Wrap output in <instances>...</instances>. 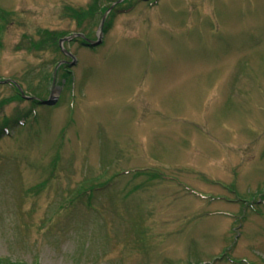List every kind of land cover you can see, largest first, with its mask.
<instances>
[{"label":"rangeland","instance_id":"1","mask_svg":"<svg viewBox=\"0 0 264 264\" xmlns=\"http://www.w3.org/2000/svg\"><path fill=\"white\" fill-rule=\"evenodd\" d=\"M0 264H264V0H0Z\"/></svg>","mask_w":264,"mask_h":264},{"label":"water","instance_id":"2","mask_svg":"<svg viewBox=\"0 0 264 264\" xmlns=\"http://www.w3.org/2000/svg\"><path fill=\"white\" fill-rule=\"evenodd\" d=\"M80 36L83 37L84 35H81V34H80ZM63 41H65V39H62V41H60V43L63 42ZM88 42H89V44L92 45V46H97V45L101 44V40H99V41L89 40ZM66 53H67V52H66ZM68 54L73 58V61L71 62V64L76 63V58H75V56L72 55V54H70V53H68ZM4 81H5V82H9L10 80H4ZM4 81H1V82H4Z\"/></svg>","mask_w":264,"mask_h":264},{"label":"flooded vegetation","instance_id":"3","mask_svg":"<svg viewBox=\"0 0 264 264\" xmlns=\"http://www.w3.org/2000/svg\"><path fill=\"white\" fill-rule=\"evenodd\" d=\"M67 56H69V55H67ZM69 57H71V56H69ZM69 62H70V60H63L64 65H68Z\"/></svg>","mask_w":264,"mask_h":264}]
</instances>
